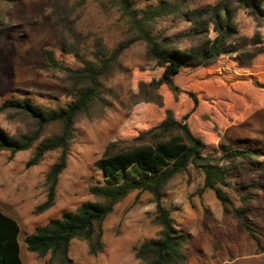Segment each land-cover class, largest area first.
<instances>
[{"label":"rangeland","instance_id":"obj_1","mask_svg":"<svg viewBox=\"0 0 264 264\" xmlns=\"http://www.w3.org/2000/svg\"><path fill=\"white\" fill-rule=\"evenodd\" d=\"M108 0H87L77 22V30L88 38L92 48L101 40L113 49L127 36L126 20ZM161 0H137V8H147ZM220 0H194L192 8L212 6ZM48 0H0V105L12 98L28 97L41 108L55 110L71 101L60 74L49 70L44 49L67 67H77L75 58L63 53L52 21L46 19ZM235 24L241 33L250 34L256 24L238 10ZM190 26L172 18L158 20L154 34L176 37ZM264 34V26L262 27ZM145 45L138 41L118 58L102 81L99 99L87 114L80 115L72 130L66 155V168L59 175L53 206L38 210L45 201V174L58 158V152L46 153L31 168H26L33 150L10 157L0 152V209L19 225L17 237L22 264H47L50 256H37L26 250L24 238L38 226H46L65 212L75 211L82 203L94 201L89 186L100 180L94 163L111 141L128 140L164 118L167 109L174 117L189 113L196 97V109L188 125L202 137L207 152L224 145L252 148L260 154V165L245 160L225 161L228 186L223 190L234 207L245 211L244 220L258 236L260 248L244 230L242 221L229 206L223 207L213 191L199 194L203 177L189 168L170 181L163 193L164 206L175 220L176 229L187 234L186 264H264V53L252 66L234 56H222L209 68H183L174 82L182 89L176 97L166 87L158 93L162 106L138 98V86L157 79L162 69L145 56ZM31 125L19 118L0 113V129L14 136L29 131ZM59 127L46 129L44 136L57 133ZM258 160V159H257ZM248 186H253L249 187ZM242 197H252L245 204ZM154 204L147 193H131L103 222V250L91 256L87 243L72 240L69 257L75 264H142L133 248L156 239Z\"/></svg>","mask_w":264,"mask_h":264},{"label":"trees","instance_id":"obj_2","mask_svg":"<svg viewBox=\"0 0 264 264\" xmlns=\"http://www.w3.org/2000/svg\"><path fill=\"white\" fill-rule=\"evenodd\" d=\"M118 8L126 20L127 36L113 49H107L98 38L92 48L88 38L76 27L87 0H48L46 19L52 21L63 53L75 58L77 67H67L57 61L52 50L42 51L49 70L60 74L71 101L55 110L44 109L28 97L5 100L0 113L19 118L31 125L29 131L10 136L0 129V152L16 153L31 150L26 168L36 166L46 153L58 152V158L45 174L47 195L38 210H48L54 204L59 175L66 168V155L72 139L76 119L87 114L99 99L102 81L118 58L134 43L145 45V56L161 75L149 83L138 86V98L145 103L162 104L158 93L166 87L173 96L183 92L174 77L183 68L202 69L214 65L222 56H234L242 63L252 66L264 53V0H220L212 6L192 8L194 0H161L147 8H137V0H108ZM238 10L253 19L256 30L241 33L235 24ZM80 13V14H79ZM172 18L190 27L187 33L176 37L154 34L158 20ZM244 66V67H243ZM178 119L167 109L164 118L149 129L128 140L111 141L95 161L100 180L89 186L94 201L82 203L75 211L65 212L52 219L46 226H38L24 238L26 250L41 258L50 256L47 264H75L69 257L72 240L87 243L88 252L95 256L102 252L103 222L114 207L131 193H147L154 204V224L159 228L158 237L144 241L133 248L134 257L142 264H186L185 246L187 234L176 229L170 211L164 206L163 193L170 181L186 173L189 168L203 177L199 194L213 191L221 206H229L241 219L244 230L260 248L255 230L244 220L245 211L237 209L223 190L228 186V170L225 161L245 160L252 166L260 165L257 154L246 147L222 146L207 152V144L196 136L188 125L189 115ZM59 127L57 133L44 136L46 129ZM253 187V186H248ZM248 204L252 197H242ZM18 223L0 209V264H22L20 261Z\"/></svg>","mask_w":264,"mask_h":264},{"label":"crops","instance_id":"obj_3","mask_svg":"<svg viewBox=\"0 0 264 264\" xmlns=\"http://www.w3.org/2000/svg\"><path fill=\"white\" fill-rule=\"evenodd\" d=\"M263 110H264V109H263ZM249 149H250L251 151H253L252 148L249 147ZM253 152L256 153L255 151H253ZM256 154H257V159H258L259 163H261L262 161L260 160V154H258V153H256Z\"/></svg>","mask_w":264,"mask_h":264}]
</instances>
